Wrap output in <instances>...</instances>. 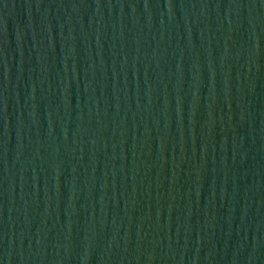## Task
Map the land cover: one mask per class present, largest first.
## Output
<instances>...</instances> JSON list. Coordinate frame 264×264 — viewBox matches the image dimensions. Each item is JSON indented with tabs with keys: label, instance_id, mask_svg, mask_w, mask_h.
Wrapping results in <instances>:
<instances>
[{
	"label": "water",
	"instance_id": "water-1",
	"mask_svg": "<svg viewBox=\"0 0 264 264\" xmlns=\"http://www.w3.org/2000/svg\"><path fill=\"white\" fill-rule=\"evenodd\" d=\"M0 264H264V0H0Z\"/></svg>",
	"mask_w": 264,
	"mask_h": 264
}]
</instances>
